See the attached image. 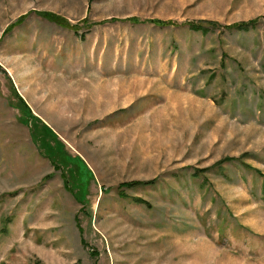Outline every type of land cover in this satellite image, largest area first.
Listing matches in <instances>:
<instances>
[{
  "label": "rangeland",
  "instance_id": "obj_1",
  "mask_svg": "<svg viewBox=\"0 0 264 264\" xmlns=\"http://www.w3.org/2000/svg\"><path fill=\"white\" fill-rule=\"evenodd\" d=\"M0 264H264V0H0Z\"/></svg>",
  "mask_w": 264,
  "mask_h": 264
},
{
  "label": "trees",
  "instance_id": "obj_2",
  "mask_svg": "<svg viewBox=\"0 0 264 264\" xmlns=\"http://www.w3.org/2000/svg\"><path fill=\"white\" fill-rule=\"evenodd\" d=\"M43 18L49 20L50 22H53L57 25H60V26H66V23L62 22L61 18L57 15H55L54 13H49V12H41L40 14ZM23 20V19H22ZM132 22H139L138 19L136 18H133L131 19ZM152 23L154 24H157L159 26H168L170 25L171 23L170 22H164V21H159V20H156V21H153ZM256 21H250L248 23H240V24H235L233 26H229L228 29H237V30H249V28L253 25H255ZM17 25H19L17 23ZM207 25H211V26H214L216 25L215 23L213 22H208ZM12 27H10L11 29ZM9 29V30H10ZM191 29L195 30V31H198V30H204V33H207V29L205 27H203V25H199V24H191ZM27 114L31 117H34V122H35V126L37 127L35 132L36 134L39 136L42 137L43 140H47V138L50 140V141H55L57 142L58 144L57 145V150L58 152H63L64 154V162L67 163V164H70V162H73V161H81L79 158H71L63 149H64V146L63 144H61L60 142H58V138H57V135H55L51 129L43 124L39 118L33 116L29 110L27 111ZM36 123H38L40 125V128L38 129V126L36 125ZM49 145V144H48ZM50 146V145H49ZM52 147V146H51ZM54 149V147H52ZM78 167V166H77ZM155 182L153 181H149V182H146V183H139V182H135V183H131V184H122L120 187H130L132 185L136 186V185H150V184H154ZM120 195H123V193L121 192ZM137 202H140L142 203L143 201L141 199H135Z\"/></svg>",
  "mask_w": 264,
  "mask_h": 264
}]
</instances>
